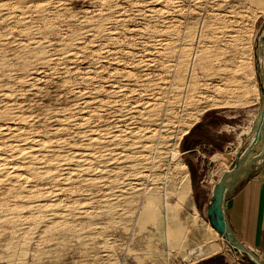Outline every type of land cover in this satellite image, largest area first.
<instances>
[{
    "label": "rangeland",
    "instance_id": "obj_1",
    "mask_svg": "<svg viewBox=\"0 0 264 264\" xmlns=\"http://www.w3.org/2000/svg\"><path fill=\"white\" fill-rule=\"evenodd\" d=\"M263 24L264 0H0V264L229 252L206 209L256 128Z\"/></svg>",
    "mask_w": 264,
    "mask_h": 264
},
{
    "label": "water",
    "instance_id": "obj_2",
    "mask_svg": "<svg viewBox=\"0 0 264 264\" xmlns=\"http://www.w3.org/2000/svg\"><path fill=\"white\" fill-rule=\"evenodd\" d=\"M263 28L264 24L261 26L254 43V62L260 94V108L253 125L258 126L259 129L256 132L254 141L249 144L245 142L242 147H240L228 170H226L214 184L212 195L209 198V203L206 209L210 224L219 234L224 236L230 247V251L239 255L249 264L263 263L234 236L226 217L225 202L227 196L235 190L240 183L253 175L256 168L263 163L264 159V74L262 64H260L259 60L260 51L258 49V42ZM262 250L264 252V240Z\"/></svg>",
    "mask_w": 264,
    "mask_h": 264
},
{
    "label": "crops",
    "instance_id": "obj_3",
    "mask_svg": "<svg viewBox=\"0 0 264 264\" xmlns=\"http://www.w3.org/2000/svg\"><path fill=\"white\" fill-rule=\"evenodd\" d=\"M234 104H232V106ZM195 127L198 128L199 126L195 125ZM194 132V130L187 131L186 133H191L190 135L187 134V138L192 139V133ZM186 140L187 139H185V141ZM193 140L194 139H192V141ZM185 141H183V143ZM199 142L201 141H198V143ZM196 145L197 144L195 141H193L191 145L184 146L183 153L195 154L194 152L197 151V147H200L199 145ZM237 149L238 147L231 148V153H235L239 150ZM225 212L230 228L236 239L252 253H254L264 264V252L262 250L264 240V178L251 176L240 183V185H238V187L227 196L225 202ZM210 230V234L212 235L210 237H212V239L208 243H213L215 240L214 233L216 234V231H214L211 226ZM213 248L217 251L220 248V245L213 246ZM195 264L249 263L241 258L236 257L235 253L227 251L226 253H214L206 255Z\"/></svg>",
    "mask_w": 264,
    "mask_h": 264
},
{
    "label": "bare ground",
    "instance_id": "obj_4",
    "mask_svg": "<svg viewBox=\"0 0 264 264\" xmlns=\"http://www.w3.org/2000/svg\"><path fill=\"white\" fill-rule=\"evenodd\" d=\"M263 52H264V28L260 37V54H259V60H260V64L262 63L263 60ZM263 67V66H262ZM263 74H264V67H263ZM258 96L260 98V94L258 91ZM259 127L256 126L255 131L250 135V132H241V136H243V140H242V144H244L245 142L247 144L251 143L252 141H254L255 137H256V132L258 131ZM241 144V145H242ZM258 145V144H257ZM17 147V146H16ZM21 147V146H20ZM24 147V146H23ZM37 147V146H36ZM23 149V148H22ZM21 150V149H20ZM19 153V152H18ZM18 155V154H17ZM29 170V169H28ZM30 172V171H29ZM210 226L212 227V225L210 224ZM214 229V227H212ZM215 230V229H214ZM216 231V230H215ZM217 232V231H216ZM218 233V232H217ZM219 234V233H218ZM219 236L223 239L225 245L228 246V243L226 242L224 236H222L221 234H219Z\"/></svg>",
    "mask_w": 264,
    "mask_h": 264
},
{
    "label": "built area",
    "instance_id": "obj_5",
    "mask_svg": "<svg viewBox=\"0 0 264 264\" xmlns=\"http://www.w3.org/2000/svg\"><path fill=\"white\" fill-rule=\"evenodd\" d=\"M235 255H236V254H235ZM236 257L240 258V256H239V255H236Z\"/></svg>",
    "mask_w": 264,
    "mask_h": 264
},
{
    "label": "trees",
    "instance_id": "obj_6",
    "mask_svg": "<svg viewBox=\"0 0 264 264\" xmlns=\"http://www.w3.org/2000/svg\"><path fill=\"white\" fill-rule=\"evenodd\" d=\"M193 130V128L191 129V131Z\"/></svg>",
    "mask_w": 264,
    "mask_h": 264
}]
</instances>
